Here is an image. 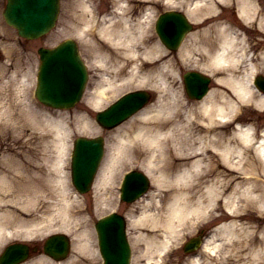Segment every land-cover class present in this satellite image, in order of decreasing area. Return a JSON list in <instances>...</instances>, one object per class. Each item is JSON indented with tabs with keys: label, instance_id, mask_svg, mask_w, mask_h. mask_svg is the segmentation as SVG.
<instances>
[{
	"label": "bare ground",
	"instance_id": "1",
	"mask_svg": "<svg viewBox=\"0 0 264 264\" xmlns=\"http://www.w3.org/2000/svg\"><path fill=\"white\" fill-rule=\"evenodd\" d=\"M149 1L113 0V10L100 15L84 4L87 17L82 12L76 17V36L96 53L102 67L108 64L113 68L112 76L118 80L117 84L116 77L100 78L88 97L95 108L105 102V94L112 86L118 85L114 92L129 84L158 87L157 71L156 75L161 76L174 70L153 34L142 28L141 18L149 12ZM223 1L195 2L196 9L190 11L199 12L203 23L208 24L192 33L194 44L180 52L183 57L199 52L203 62L198 66L213 74L218 87L192 102L172 89L168 100L162 98L160 103L137 112L112 135L116 147L106 155L95 183L97 204L112 205L114 201L107 200V184L122 150L133 153V161L140 162L151 175L152 188L127 213L131 217L129 224L139 229L134 238L141 248L138 264L157 262L156 257L161 256L168 242L179 239V229H191L219 196L226 197L229 188L232 189L228 195L231 201H237V208L233 202L229 221L208 236L202 248L205 256H194L185 264H264V122L259 124L260 133L252 124L235 126L245 105L264 111V92H254L242 77L234 74L240 57L237 51L242 48L241 33L217 20L220 12L216 9ZM234 1L248 28L256 30L254 39L258 43L264 35V10L257 0ZM134 11L135 18L131 14ZM131 19H135V29ZM161 79L165 83L163 90L169 88L165 78ZM18 89L22 92L25 88L20 84ZM34 110L17 109L8 101L0 103V119L5 125L0 130L11 133L15 126L12 121L20 124L29 116L33 131L27 133L26 139L35 136L34 144H42L46 136L38 130L49 131L55 152L52 157L40 158L28 144V149L16 147L13 154L3 151L6 158L0 159V243L7 235L48 230L53 223L49 220L57 216L59 225L73 234L76 254L80 255L67 264H90L92 260L99 264L89 247L88 227L80 223L84 209L69 198L68 178L62 172L66 149L63 136L68 132L63 130L64 120ZM78 119L83 123L80 131L99 130L84 115ZM8 122L11 131L10 127L5 128ZM23 135L24 131L18 137ZM159 233L161 238L154 237ZM143 259L150 263H143Z\"/></svg>",
	"mask_w": 264,
	"mask_h": 264
},
{
	"label": "rangeland",
	"instance_id": "2",
	"mask_svg": "<svg viewBox=\"0 0 264 264\" xmlns=\"http://www.w3.org/2000/svg\"><path fill=\"white\" fill-rule=\"evenodd\" d=\"M73 1L74 0H61V11H60L59 20H58L56 27L51 32H49L46 36H44L42 38L27 41V45H26L27 50H26V56H25L24 62H22L20 64V66L17 69L16 74L14 76L16 78V80H18L20 73H23V74H25L26 79H27V81L25 83L26 84V96H25L26 99L24 100V98H23V100H21V103H18V105H21V107H20L21 109L23 107L27 108V107L34 106L35 109L37 110V112L42 110L40 112L49 113L50 116H53V117H56V115H58L59 117H61L64 120V122L62 123V124H64L63 130H65V128H66L68 130V135L70 134L69 136L63 137L64 142H65V147H66L65 151L63 152V156H64V159H66L65 161L67 163L66 168H65V170H63V172L66 175H68V173H69V167H67V166H68V161H69L68 150L70 147V143L72 141V139H70V138H72L74 135L83 133V132H80L77 130V129H79L81 124L76 122V118L81 113L88 115L89 117L91 116L90 113H94L92 108L89 107L88 102L85 101V97L87 96L88 93H86L84 95L83 99L78 104H76L73 108L58 110V109H53V108L44 106L41 103H39L38 101H36V99L33 97V94H32L31 85L33 83V78H34L33 74L36 71V65H37V61H38L37 55H36V48L39 45H51L52 43L66 37L68 35H72L70 33L73 32V29L70 28V26L72 24H71V20L68 17V15L71 12L70 7H71V4ZM95 1H96L98 8L100 10L105 9V8H109L111 6V4L113 3L112 0H95ZM1 9H2V5L0 3V20H2ZM148 33L152 34L151 32H148ZM186 42H187L186 44H188L190 46L191 42L189 40V36L186 37ZM78 43L80 46L81 53L89 65L90 73L93 74V76L94 75L97 76L98 74H100L99 73L100 69H99L98 63L96 61V58L93 57L94 55L89 51L88 46L83 45L80 41ZM167 57H171L168 59L171 61L172 65L173 64L175 65L174 70L173 71L171 70L168 72L165 71L164 74L161 76L156 75V74H158V71H157V73L155 74V81H157V85L159 84V85H161V87L158 85V87L153 86V88H150L155 94L154 98L149 103L150 105H154L155 103H160L162 98H165L168 100L171 97L170 95H171L172 89L178 90L179 94L183 98H185V100L186 99L188 100L189 98L187 97L186 92L184 90L181 74H182V72H184L187 69L200 70V68L197 67L196 65L203 62V58H201V56L199 55V52H196V53L193 52L192 55L188 56L187 60L184 59V60H186L187 63L184 62L182 57L179 54H177V52L171 53V55H168ZM260 68L262 69V66H260ZM2 70L5 71V68H3ZM163 77L165 78L166 83L172 84L171 88L163 90V85L165 84V83H161V80H162L161 78H163ZM211 77H212V80L210 83V86H211L210 89L213 87H218V85L213 80L212 74H211ZM18 83H19V81H18ZM150 85H152V84H150ZM147 87L149 88L151 86H143L141 88H147ZM12 90L14 93L12 95H14V97L12 96V98H10V99H13L16 103V100L20 97L18 94V90L16 91V89L14 88V83H13ZM111 93L112 92L109 91L106 94L107 99L109 98ZM23 94H25V92ZM111 98H109L108 101H110ZM189 100H192V99H189ZM92 117L93 116H91L90 118H92ZM240 120L243 122L250 120L251 123H255L256 125H259L262 122H264V111L259 112L255 109L246 108L244 110L243 115L241 116ZM3 122H4V120L0 119V123L3 124ZM8 124L10 125L9 122H8ZM11 124L15 125L13 128V131L11 133H5V130L4 131L0 130V159L5 157V156L2 157L3 151L7 152V154H13L16 147H19L20 150L28 149V146L26 144L31 145L33 147V153L37 154L40 158L52 157L55 154L54 147L51 145V142H50V141H52V138H51L49 131H45L42 129L38 130V131H42L43 134H45L44 136H46L45 138L42 139V141H41L42 144H37V145L34 144V142L36 141L35 136L31 137L29 140L26 139L28 137L27 133L33 131L29 116L24 117L20 124L14 122V121H12ZM9 125H7L6 128H9ZM9 129L11 131V128H9ZM22 131H24L23 137L22 136L18 137V134H20ZM38 133L36 134V136L38 135ZM100 133H102V134L105 133L104 135H105V142H106V155L108 156V154L111 153L114 150V148L116 147L115 146L116 140L112 139V135H113L112 133L113 132H110L109 130H105L104 132H100ZM132 156H133V153H131L129 150L128 151L122 150L117 155L118 158L115 159L114 165L112 167L113 178L107 184V187L109 188L110 191L113 192V190L111 188V185H113V184H111V183L114 180L113 181L114 190L116 192L117 186H118V180H119V176H118V180H116V176L118 174L120 175V173L122 171L129 169V168H132V167L140 168L142 170L144 169L143 165L139 162H132L131 163V161H132L131 157ZM22 157H23V155L20 152V158H22ZM24 157H25V155H24ZM104 159H107L106 156ZM43 162H44L45 166H47V163L45 162V160ZM231 189L232 188H229L225 192L226 197L224 196V194L219 196V202H218L217 208L215 209L214 213L209 217V219H207V222L204 225H202L208 229L207 232L209 234L212 231L214 232L215 229L218 228L219 226H221L222 224L227 223L229 221V219L231 218L230 216H232V215H229V211H231L230 209L234 208V206L237 208V206H238L237 202L235 200L231 201V197H230V195H228V194H230ZM57 191H58V189H57ZM74 193L75 192H74V188H73V192L70 193V197H69L71 200L76 199ZM95 194H96V191L93 188L92 190H90L89 192H87L85 194H82V196H80L78 198L82 199V202L79 204L84 208V211L82 213L81 218H82L84 224H87V226L89 227L88 231H89V243H90L89 247H90V250H91V252H93V254L97 255L99 264H101L102 261H101V258H99L100 255H98V253L96 251L97 246H96L95 231L93 228V221L99 213L107 212L109 209L103 210L102 209L103 204H100V203L97 204L96 203ZM107 195L110 196L111 192L108 191ZM80 199H78V200H80ZM116 200H117V198H116ZM74 202H75V200H74ZM227 202L229 203L228 205L226 204ZM233 202H234V206H232ZM106 203H107V201H106ZM117 204H118V200H117ZM136 204H138V203H136ZM1 206H0V208H1ZM231 206H232V208H231ZM98 208H100V210H98ZM129 208L134 209L135 208V202L130 203V204L121 203L120 208L118 210L121 212H127V210ZM0 212H1V210H0ZM58 220H60V219L57 218V216H52L49 221L50 222L53 221L54 223H56V222L58 223ZM238 222H240V221H238ZM198 227H200V226H196L195 228H198ZM183 230H184V232H186L185 229H183ZM127 231H128V236H129L130 241H131V245H132V264H138V262H139L138 261V254H139V251L141 248L137 245L136 242H134L135 241L134 238H135V235H137L139 233V229L135 228L134 226L127 225ZM197 231H198V229L192 230L181 241H184L189 236L194 235ZM22 235H23V233H22ZM159 235H155L154 237H158V239H159L163 236L162 233H159ZM42 237H45V235L44 236L43 235L37 236V238H39V239ZM16 239H18V238H16ZM11 240H13V239L10 238L6 242L11 241ZM208 246L210 247V245H208ZM206 248L207 247H204V249H206ZM76 253H78V252L75 249L74 242H73L70 255L66 259L61 260L59 262H56L55 260H53V259H51L45 255H34L32 257V260H34V261H32V264H44V263L51 264L52 260L54 262L53 264H67L68 261L71 258H73L74 256H76L77 259L80 258V255L78 254L79 255L78 256ZM197 255H198V257L202 256V255H203V257L205 256L204 252L202 250L198 251ZM197 255L184 253L182 250V246H179V248L176 249L174 251V253L171 254L170 262L168 264L187 263V260H190L194 256H197ZM39 261H41V262H39ZM147 261H148L147 259H143L142 262L147 263ZM89 263L95 264L94 260L90 261Z\"/></svg>",
	"mask_w": 264,
	"mask_h": 264
},
{
	"label": "water",
	"instance_id": "3",
	"mask_svg": "<svg viewBox=\"0 0 264 264\" xmlns=\"http://www.w3.org/2000/svg\"><path fill=\"white\" fill-rule=\"evenodd\" d=\"M12 2H13V4H14V7H15V9L17 10V6H18V4L20 3V0H11ZM41 2H37V4H40ZM18 27H19V29H20V26L18 25ZM32 30H28V31H26L25 32V34H27V35H30V36H32V35H35V34H37L38 32H34V31H37V30H34L33 32H31ZM20 32H22V30L20 29ZM29 32H31V33H29ZM75 57H77V56H75ZM69 62H71L72 64H74V65H77V63L75 62V60L74 59H70L69 60ZM79 85H80V83L77 85V87H79ZM41 96L44 94V93H48L49 94V97L51 98V99H53V100H57L58 99V93L55 91V90H53V89H48V90H45V89H42L41 90ZM96 153V152H95ZM97 154H99L98 152H97ZM117 234V232L116 233H114V235H116ZM58 240H60L61 239V236H55ZM61 241V240H60ZM104 242H105V247H106V249H107V251L109 252L110 250H109V248H108V240H107V238H105L104 239ZM48 246H50V247H53L54 246V243H53V240H49V242H48ZM63 248V245H58V248H57V250H61ZM11 250L13 251V249H10V252H11ZM19 257H21V256H19Z\"/></svg>",
	"mask_w": 264,
	"mask_h": 264
}]
</instances>
